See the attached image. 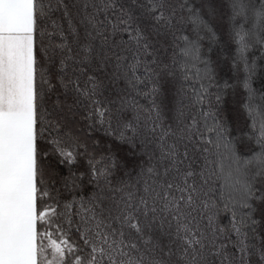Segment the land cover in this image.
Here are the masks:
<instances>
[{
  "label": "snow or ice",
  "instance_id": "snow-or-ice-1",
  "mask_svg": "<svg viewBox=\"0 0 264 264\" xmlns=\"http://www.w3.org/2000/svg\"><path fill=\"white\" fill-rule=\"evenodd\" d=\"M220 39L246 127L210 92ZM254 48L264 0H0V264H264Z\"/></svg>",
  "mask_w": 264,
  "mask_h": 264
},
{
  "label": "trees",
  "instance_id": "trees-1",
  "mask_svg": "<svg viewBox=\"0 0 264 264\" xmlns=\"http://www.w3.org/2000/svg\"><path fill=\"white\" fill-rule=\"evenodd\" d=\"M202 53L203 58L209 61L212 69L213 83L210 92L215 94L220 91L228 102L225 115L232 117L234 126L246 127L245 122L247 117L243 113L239 117L236 115L238 106L235 101L239 100L244 94L243 89L236 87V85L238 81L243 80L246 73L243 64L235 62V45L227 43L225 39H220L216 43L205 40L202 45ZM247 56L249 61H254L256 65L252 78V87L260 92H264V52H261L259 48H254L247 53ZM199 67L203 68V65ZM181 83L178 77L175 84L171 87L169 101L176 90L181 87ZM225 84L231 85V87L225 88ZM184 86L187 87L186 84ZM81 135L89 143V151L95 152L98 156L105 152L107 144L110 142L102 133L88 135L86 128L83 129ZM235 135L239 136L238 133H235ZM93 141H98V143L93 145ZM240 151L244 153L245 149L243 146L240 147ZM85 161L86 158L78 162L77 167L80 171H84L87 167ZM223 222L227 223V219L225 218Z\"/></svg>",
  "mask_w": 264,
  "mask_h": 264
}]
</instances>
